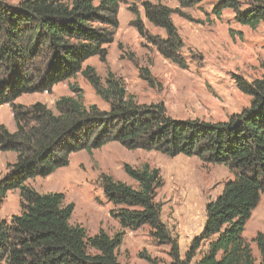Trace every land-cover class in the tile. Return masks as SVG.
<instances>
[{"label": "trees", "instance_id": "16d2710c", "mask_svg": "<svg viewBox=\"0 0 264 264\" xmlns=\"http://www.w3.org/2000/svg\"><path fill=\"white\" fill-rule=\"evenodd\" d=\"M173 9L161 2H143L146 19L166 36L150 33L136 10L131 22L141 37L160 55L181 69L189 64L184 41L172 16L192 20L183 12L203 0H173ZM213 13L222 18L231 10L236 23L251 30L264 26V0H218ZM122 0H0V107L9 105L16 129L0 125V152L16 154L0 178V210L9 192L19 191L21 213L11 221L0 218V262L5 264H122L117 255L126 230L150 227L159 245L171 246L170 264H192L202 243H207L197 264H257L244 237L247 222L264 191V79L247 82L237 77L239 89L251 97L249 108L224 122L178 120L163 103L140 104L128 93L125 81L108 69L106 79L85 63L99 57L107 63L108 48L119 28ZM233 34L234 32L231 31ZM120 49L123 46L120 45ZM78 74L109 105L84 104L83 90L70 85L72 96H62L56 111L46 104L17 103L25 94L52 92ZM140 75L150 86L155 79L147 68ZM128 150L156 151L169 157H197L204 163L223 165L233 179L206 206V222L185 258L171 229L162 221L163 205L157 198L165 181L161 170L145 163L124 164L132 184L101 175L110 215L120 231L110 236L100 230L88 236L71 223L74 204L62 193H39L30 180L47 178L70 163L79 151L91 154L109 143ZM264 264V235L254 240ZM145 257L141 254V257ZM152 264L156 260L146 257Z\"/></svg>", "mask_w": 264, "mask_h": 264}, {"label": "rangeland", "instance_id": "374dc122", "mask_svg": "<svg viewBox=\"0 0 264 264\" xmlns=\"http://www.w3.org/2000/svg\"><path fill=\"white\" fill-rule=\"evenodd\" d=\"M5 1L18 4L21 0ZM145 1L179 8L178 2L173 0H122L118 12L119 28L114 43L108 48L107 63L94 57L85 63L84 68L94 67L103 80L110 69L123 78L128 93L134 95L137 102L163 103L167 114L178 120L224 122L233 114L249 108L252 99L239 89L236 79L241 77L247 82L264 79V26L257 30L243 27L235 22L232 11H224L222 18H217L213 9L218 0H203L191 8H183L192 20L177 14L172 19L185 44L183 55L189 67L184 70L164 59L156 47L131 26L136 18L132 10H136L150 33L166 36L164 29L146 19L142 6ZM142 68L150 70L155 79L153 87L141 78ZM71 84L83 90L87 107L97 105L101 110H109V105L96 94L82 74L56 85L52 92L25 94L16 102L24 105L42 102L56 111L55 103L60 97L73 95ZM4 107H0V125L14 126L10 106ZM15 157V153L0 152V178ZM145 163L161 170L165 185L158 191L156 200L163 205L162 221L171 229L181 257L185 258L193 241L204 229L207 204L215 200L224 185L233 179L232 173L223 165L207 164L197 157L185 155L169 157L156 151H131L113 142L91 154L86 151L72 154L68 166L47 178L30 180L29 185L39 193L64 194L65 203L74 204L71 223L83 226L88 236H94L100 230L113 236L120 231V225L110 215L113 205L104 195L100 177L107 174L115 180L132 184L124 172V164L139 167ZM20 203V192H9L0 210V218L10 222L14 215L21 213ZM150 232L149 226L125 231L117 250L122 264H152L146 257L156 260L157 264L171 263V246L157 244ZM259 233L264 235V191L244 233L257 264L260 252L254 240ZM206 249L207 243L204 242L192 264H197Z\"/></svg>", "mask_w": 264, "mask_h": 264}, {"label": "crops", "instance_id": "0c3cea01", "mask_svg": "<svg viewBox=\"0 0 264 264\" xmlns=\"http://www.w3.org/2000/svg\"><path fill=\"white\" fill-rule=\"evenodd\" d=\"M225 11H231V10H225ZM3 108H5V107L3 106ZM7 128H8L11 132H14L15 129H16V124H15L14 126L11 125V127L8 126ZM15 159H16V157L14 158V161H15ZM14 161H13V162H14Z\"/></svg>", "mask_w": 264, "mask_h": 264}]
</instances>
